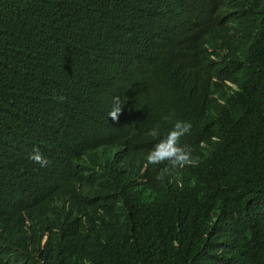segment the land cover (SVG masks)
Masks as SVG:
<instances>
[{"label": "trees", "instance_id": "obj_1", "mask_svg": "<svg viewBox=\"0 0 264 264\" xmlns=\"http://www.w3.org/2000/svg\"><path fill=\"white\" fill-rule=\"evenodd\" d=\"M248 16L252 30L238 38L232 29ZM140 52L152 61L145 73L159 92L147 100L161 110L152 141L176 120L190 122L180 144L190 146L197 165L158 181L169 165L146 168L142 138L134 147L117 140L92 168L62 154L64 144L46 153L42 147L64 118L72 124L67 143L83 124L100 121L81 130L88 148L99 138L112 142L120 130L136 137L152 127L133 120L122 129L102 112L99 96L92 99L109 87L124 95L125 63ZM178 62L189 77L174 95L153 71L166 75ZM213 63L221 64L224 83L212 107L206 108L208 90L196 106L181 104L185 92L197 98L199 74L209 79ZM169 114L172 121H164ZM34 147L48 166L28 158ZM46 203L63 215L29 212ZM0 264H264V8L219 9L202 0H0Z\"/></svg>", "mask_w": 264, "mask_h": 264}, {"label": "clouds", "instance_id": "obj_2", "mask_svg": "<svg viewBox=\"0 0 264 264\" xmlns=\"http://www.w3.org/2000/svg\"><path fill=\"white\" fill-rule=\"evenodd\" d=\"M205 3L214 5L215 8L219 9H239V10H249L252 6L256 5L260 8H264V0H202ZM191 6H194V2H190ZM190 6V7H191ZM190 7H184L180 10L182 15H187L191 10ZM250 16L245 19H241L238 22V25L235 26L232 30L238 38L248 35L247 32L252 30L250 25ZM95 40L93 43H96ZM152 61L148 56L140 52L137 61H133L132 58L128 59L125 63L126 67V78L128 81V88L124 95L118 92L115 88L109 87L108 91L100 94L93 95L92 99L94 100L99 96L101 100V109L104 114L108 116V120L120 124L121 127L123 124H126L129 121L141 120L148 121V123L153 127H143V129L137 132L136 137L132 136L131 133H126L124 130H120L121 136L127 137L126 139H121V136H118L112 142H106L103 139L99 138L93 142V147L88 148L87 145L82 144L79 140L81 130L87 132L95 127L102 126L100 121H92L91 123L83 124L77 129L74 133L70 143L66 142V137L72 129L71 120L69 118H64V124H61L57 127L52 135V139L47 147H42L46 153L50 151L57 154L55 146L57 144H64L65 149L62 154L69 156L73 154L74 157L83 158L90 168L97 166L98 164H103L105 158L108 156L110 149L116 146V141L121 140L125 145L133 146L132 142L145 139V143L141 149H146V152L143 157V164L147 166H161L167 162L169 167H166L161 170L160 174L156 177L158 181L163 182L165 180L166 174L170 173L172 169L183 168L185 166H196L198 161L193 159L191 148L188 145H181L180 138L185 134H188L191 130V123L183 120H176L173 123L172 128L168 131L166 136L159 139L156 143V140L152 141L153 138L159 137V131L155 128L159 123V116L161 110L155 105H147L150 95H152L153 100H157L156 96L159 94L157 88L151 83L148 75L145 73V68L151 67ZM179 63V62H178ZM117 66L114 63L113 67ZM140 69L137 71L134 67ZM213 68L211 69V74L208 79V73L202 71L199 74V79L197 82H203V87H198L192 94L197 98H192L189 92H185L184 95L179 96L178 101L185 106H196L198 98L202 97L199 95V92L207 91L204 95L207 99V109L209 110L215 99L217 98L221 87L224 83L222 66L220 63H213ZM155 77L158 78L159 82L166 88V90L172 92L174 95L179 92V88L184 87V81L187 79L189 74L188 66H185L181 63H172V69L169 73L165 75L162 68H158L157 71H153ZM189 77V76H188ZM228 82V81H227ZM126 109L127 112L122 114V111ZM162 119L166 122L172 121V115H164ZM123 129V127H122ZM22 133L21 130H18L17 135L19 136ZM120 138V139H119ZM134 147V146H133ZM28 158L35 163L40 164L41 167H46L49 164L48 156L41 153L39 148L34 147L33 151L29 153ZM135 159H131L129 164H134ZM15 161L7 162L5 165H13ZM79 190V188L77 189ZM60 208L55 209L49 203L44 204L42 207H37L31 209L29 212H41V213H50L56 212L60 217L63 213H60ZM26 226L33 225L32 221L26 220ZM50 227L46 226L42 230V244L47 239L48 230Z\"/></svg>", "mask_w": 264, "mask_h": 264}, {"label": "bare ground", "instance_id": "obj_3", "mask_svg": "<svg viewBox=\"0 0 264 264\" xmlns=\"http://www.w3.org/2000/svg\"><path fill=\"white\" fill-rule=\"evenodd\" d=\"M14 41V40H13ZM223 50V49H222ZM18 62V61H17ZM19 62H20V60H19ZM4 122V121H3ZM38 122V121H37ZM11 132V131H10ZM16 136V135H15ZM19 138V137H18ZM33 147V146H32ZM31 150H33V149H31ZM49 165V164H48ZM20 168V167H19ZM31 169V168H30ZM36 170V169H35ZM36 177V176H35ZM36 179V178H35ZM37 179H39V178H37ZM12 180V179H11ZM18 180V179H17ZM40 180V179H39ZM41 181V180H40ZM22 228V227H21ZM23 230H21V232H22ZM41 237V236H40ZM22 239V238H21ZM24 241H27V240H25L24 239ZM15 244V243H14ZM14 244H13V246H14ZM12 246V245H11ZM19 246H21V245H19ZM15 247V246H14ZM19 248V247H18ZM21 250H24V249H21ZM2 256V255H1ZM3 257V256H2ZM6 261V260H5ZM15 261V260H14Z\"/></svg>", "mask_w": 264, "mask_h": 264}]
</instances>
